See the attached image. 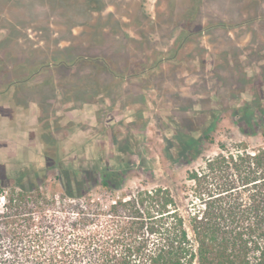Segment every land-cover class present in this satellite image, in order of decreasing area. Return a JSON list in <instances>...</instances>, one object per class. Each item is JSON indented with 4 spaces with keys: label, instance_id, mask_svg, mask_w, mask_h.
I'll use <instances>...</instances> for the list:
<instances>
[{
    "label": "rangeland",
    "instance_id": "1",
    "mask_svg": "<svg viewBox=\"0 0 264 264\" xmlns=\"http://www.w3.org/2000/svg\"><path fill=\"white\" fill-rule=\"evenodd\" d=\"M132 33L147 43L137 44ZM177 36L188 37L182 48ZM121 44L133 59L165 52L173 65L152 73L145 71L148 58L147 65L124 69V57L121 64L115 56ZM52 62H59L56 72L47 68ZM24 76L30 83L8 85ZM56 100L59 115L51 117ZM253 103L260 107L247 114L264 118V0H0V198L21 186L65 200L58 177L67 173L73 182L76 173L84 185L80 201L89 203L85 212L101 214L90 226L100 230L114 200H128L140 188L179 185L217 143L258 148L260 138L232 122ZM50 119L58 122L52 129ZM178 133L191 144H181ZM204 134L212 141L202 140ZM187 147L200 153L189 165L165 157ZM104 168L122 179L119 190H105L90 173ZM63 207H44L48 218L56 216V235L44 240L42 258L62 238L81 236L82 228L71 231L73 213ZM32 212L37 219V204Z\"/></svg>",
    "mask_w": 264,
    "mask_h": 264
},
{
    "label": "trees",
    "instance_id": "2",
    "mask_svg": "<svg viewBox=\"0 0 264 264\" xmlns=\"http://www.w3.org/2000/svg\"><path fill=\"white\" fill-rule=\"evenodd\" d=\"M249 105L239 110L250 114L259 106ZM236 114L233 124L247 136H258L262 141L258 148L217 143V151L187 170L179 185L140 188L128 200L126 196L114 200L100 230L90 226L101 214L91 217L85 212L89 203L80 201L84 185L76 173L73 182L67 173L63 181L58 177L65 200L55 194L47 200L38 187L10 189L0 213V264H264V118ZM176 138L185 146L191 144L186 134ZM202 140L212 138L204 134ZM165 157L171 165H189L200 153L187 147L176 157L168 153ZM90 173L105 190L120 189L122 179L114 171ZM36 204L37 219L32 212ZM55 204L73 213L71 231L82 232L69 242L62 238L42 258L37 254L44 240L48 234L56 235L52 226L56 216L48 218L44 207ZM18 221L26 225L17 228ZM5 239L13 243L4 248Z\"/></svg>",
    "mask_w": 264,
    "mask_h": 264
},
{
    "label": "flooded vegetation",
    "instance_id": "3",
    "mask_svg": "<svg viewBox=\"0 0 264 264\" xmlns=\"http://www.w3.org/2000/svg\"><path fill=\"white\" fill-rule=\"evenodd\" d=\"M196 5V2L194 3V6ZM155 19V18H154ZM153 19V21H156V20H154ZM152 21V22H153ZM207 28H204L203 29V31L202 32H200V34H204V30H206ZM184 33V32H183ZM194 32H192L190 35H189V37L191 36V35H195L196 36V34H193ZM196 33V32H195ZM199 33V32H198ZM180 34H181V32H180ZM131 36L132 37H134L135 39H136V42H137V44H143V43H147V40H146V38L145 37H143V35L142 34H137V33H132L131 34ZM143 37V38H142ZM192 37V36H191ZM178 38V41H179V43H178V46H177V48L178 47H180V48H182L183 46H184V44H185V41L188 39V37L186 36V37H182V40L181 39H179V36H177L176 37V39ZM120 50V51H119ZM118 50V53L115 55L116 57H118V58H121V64H122V57H124V61H123V63H124V69H126V68H129L130 66H133L134 67V69H137V68H139L140 66H143V65H147L146 63L148 62V60L149 61H151V63H150V65H149V67L147 68H145V71L146 70H152V73H153V71L156 69V68H162V70H164L165 69V66L164 65H166L167 64V68L169 69L172 65H173V57H167L166 56V53L164 52V53H162V52H158L157 54H155L154 56L152 55V54H150L147 58H144V57H142V58H140V60H137V59H133V57L134 56H136L135 54H133L132 53V50L131 49H129V48H127V47H125L124 45H122L121 44V47H120V49ZM181 50V49H180ZM167 52H169V50L167 51ZM179 52H181V51H179ZM132 54V55H131ZM149 58V59H148ZM51 59V58H50ZM141 59H142V61H141ZM59 62H63V61H59ZM59 62H55V63H49L48 64V66H47V68H52L53 69V72H56V68H57V66L59 65ZM120 64V65H121ZM36 69H37V67H36ZM32 71H33V69H31ZM34 70H35V68H34ZM7 71H9V70H7ZM30 71V70H29ZM29 74H30V72H29ZM13 76V75H12ZM16 78V77H15ZM14 78V80L12 79V78H10L9 80H8V85L9 86H13V84L14 85H19V84H21V85H25L22 81H24L25 83H30L29 82V79H27V77L26 78H22V80L20 79V81H19V79H15ZM30 81H32V80H30ZM52 84L53 85H55V86H58L59 85V80H53L52 81ZM10 89V88H9ZM51 110V111H50ZM50 110H49V113L51 114V117L52 116H57V115H59V114H56L55 113V111H53L51 108H50ZM53 114V115H52ZM58 123L57 121H53L52 122V120L50 119V126H51V129H52V127H53V125L55 126V124L54 123ZM47 125L49 126V123H47ZM49 128V127H48ZM8 138H10V139H12V137H8Z\"/></svg>",
    "mask_w": 264,
    "mask_h": 264
},
{
    "label": "crops",
    "instance_id": "4",
    "mask_svg": "<svg viewBox=\"0 0 264 264\" xmlns=\"http://www.w3.org/2000/svg\"><path fill=\"white\" fill-rule=\"evenodd\" d=\"M56 104V107L55 106H50V108L53 110V111H55V113L56 114H59V109L57 108L58 107V105L57 104H62L61 102H59V101H57L56 100V102H55ZM67 105H68V102H66L65 104H64V107L66 108L67 107ZM51 111V110H50ZM83 111V110H82ZM41 112V109L39 108V106L37 105V114H39ZM66 114H68L69 112L68 111H64Z\"/></svg>",
    "mask_w": 264,
    "mask_h": 264
},
{
    "label": "built area",
    "instance_id": "5",
    "mask_svg": "<svg viewBox=\"0 0 264 264\" xmlns=\"http://www.w3.org/2000/svg\"><path fill=\"white\" fill-rule=\"evenodd\" d=\"M7 194V192L5 191V192H3V194H2V197L0 198V200H1V203L3 202V201H5V195ZM3 205H4V203H3Z\"/></svg>",
    "mask_w": 264,
    "mask_h": 264
}]
</instances>
